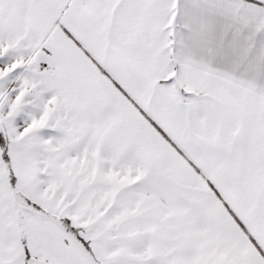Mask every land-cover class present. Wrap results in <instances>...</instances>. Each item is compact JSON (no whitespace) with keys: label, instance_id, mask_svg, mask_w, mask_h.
Instances as JSON below:
<instances>
[{"label":"snow or ice","instance_id":"obj_1","mask_svg":"<svg viewBox=\"0 0 264 264\" xmlns=\"http://www.w3.org/2000/svg\"><path fill=\"white\" fill-rule=\"evenodd\" d=\"M0 264H264V0H0Z\"/></svg>","mask_w":264,"mask_h":264}]
</instances>
